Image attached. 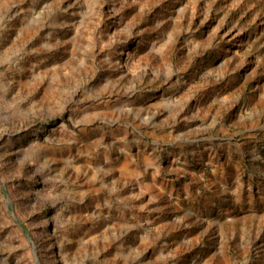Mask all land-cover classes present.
I'll return each mask as SVG.
<instances>
[{
	"label": "rangeland",
	"instance_id": "374dc122",
	"mask_svg": "<svg viewBox=\"0 0 264 264\" xmlns=\"http://www.w3.org/2000/svg\"><path fill=\"white\" fill-rule=\"evenodd\" d=\"M37 259L264 264V0H0V264Z\"/></svg>",
	"mask_w": 264,
	"mask_h": 264
},
{
	"label": "crops",
	"instance_id": "0c3cea01",
	"mask_svg": "<svg viewBox=\"0 0 264 264\" xmlns=\"http://www.w3.org/2000/svg\"><path fill=\"white\" fill-rule=\"evenodd\" d=\"M153 153L150 152L149 156L142 154V157L139 153L135 154L134 157H131L132 168L126 164L127 161L121 162L118 170L117 189L115 190L117 200H121L122 196H127V191L130 188H135L136 192L134 191L133 193H138L141 196H145L146 194L150 196L153 191V185L160 188L157 185V182L159 183L157 177L160 176V171L154 167V160H158L161 154L158 152L156 154ZM153 167L155 171L152 170ZM116 211L125 212L120 208H117Z\"/></svg>",
	"mask_w": 264,
	"mask_h": 264
},
{
	"label": "water",
	"instance_id": "95a60500",
	"mask_svg": "<svg viewBox=\"0 0 264 264\" xmlns=\"http://www.w3.org/2000/svg\"><path fill=\"white\" fill-rule=\"evenodd\" d=\"M36 257H37V254H36ZM37 264H39V261H38V259H37Z\"/></svg>",
	"mask_w": 264,
	"mask_h": 264
}]
</instances>
